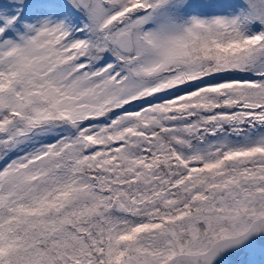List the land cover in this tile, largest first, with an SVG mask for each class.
<instances>
[{"label":"snow or ice","instance_id":"obj_1","mask_svg":"<svg viewBox=\"0 0 264 264\" xmlns=\"http://www.w3.org/2000/svg\"><path fill=\"white\" fill-rule=\"evenodd\" d=\"M0 264H264V0H0Z\"/></svg>","mask_w":264,"mask_h":264}]
</instances>
